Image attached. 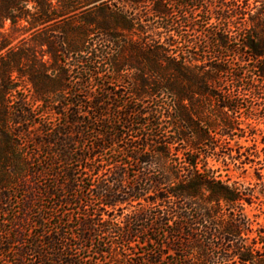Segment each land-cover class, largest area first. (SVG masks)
Here are the masks:
<instances>
[{"label":"trees","instance_id":"16d2710c","mask_svg":"<svg viewBox=\"0 0 264 264\" xmlns=\"http://www.w3.org/2000/svg\"><path fill=\"white\" fill-rule=\"evenodd\" d=\"M128 1L0 0V264H264V0Z\"/></svg>","mask_w":264,"mask_h":264},{"label":"rangeland","instance_id":"374dc122","mask_svg":"<svg viewBox=\"0 0 264 264\" xmlns=\"http://www.w3.org/2000/svg\"><path fill=\"white\" fill-rule=\"evenodd\" d=\"M51 1H52L51 10H53L54 12H59L60 6L57 2L58 0H51ZM128 2H129L128 0H112V4H115L117 6H127V8H130V6L128 5ZM222 2H223V0H204V2H203L204 9H205L206 5H208L209 8L214 10L216 13L219 6H221ZM249 3L251 4V8H255L257 5H259V3H256V0H250ZM29 8L32 12H34L32 5H30ZM143 8H145V7H143V6L139 7L137 10L134 11L133 14L136 15L137 17L140 15H143V13H145ZM203 12H204V10L200 11L198 13V17H196L197 18L196 24L198 25V28L183 29L184 34L192 36V37H206L207 35L212 34V33H216V34L217 33H225L226 31L232 35H239V34H243L244 32H251V29L249 27L245 28L242 26L245 19L240 17V16L237 18H234L233 21H231V22H234L235 24L234 25L231 24V26L227 29L224 28V25L227 23H224V20L217 19L216 15H214V18H212L208 24H206V23L204 24L203 19L201 17H199V15L204 16ZM76 16H79V14H77ZM76 16L73 17L74 18L73 21H70V19H65L62 21H61V19H59V20L52 21L50 23L49 27L47 28V31L44 33L45 34L44 37L46 36L48 43H43L40 41L35 42L32 40H28L27 43H25L21 46L22 48L29 50L33 54V57H34V60H35V63L37 66L43 65L46 68H52L55 65V61H54L55 59H54L53 55H54L56 50H59V51L61 50V46H59V44L57 42H56V44H54L52 42L58 41L59 38H63L66 35H71V33H75V31H73L74 28L77 29V31L81 30L79 24L75 23V22H77L76 20H78L76 18ZM155 22H157L156 18H155V20L152 19L149 23L143 22V23H141L140 28H144L146 26L148 27V26L152 25V28H153L152 30L144 28L143 32L144 33L149 32L151 34L157 33L158 30L156 29ZM5 29L7 30L6 31V38L15 39L13 45L16 44L20 38L28 37L30 39L29 33L22 37V34L24 33V29H23L22 25H18L16 27V29H11L10 23L6 22ZM87 31H88L87 33L86 32L84 33L86 37L84 36L83 39L85 40V39H89V38L93 37L96 40L95 41L97 43L96 46H99L100 43H98V39L100 38V32H98L96 30V28L95 29L88 28ZM80 32L82 33L83 31H80ZM2 39L0 36V41ZM84 40H82V42L80 43L79 38H78L74 41L73 45L76 48L80 49V48H82V43ZM199 58H201V57H199ZM69 62L71 64H73L74 59L73 58L69 59ZM261 128H263V126H261ZM231 144H234V142H231ZM244 145H246V144L244 143ZM252 172L253 171L251 170L250 173L252 174ZM263 208H264V206H263ZM246 213L249 216H253L254 214H258L259 212L254 207H251V208L247 207ZM260 221L264 222L263 215H262V218L260 219Z\"/></svg>","mask_w":264,"mask_h":264}]
</instances>
